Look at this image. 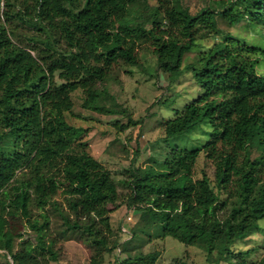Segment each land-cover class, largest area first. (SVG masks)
<instances>
[{"label":"trees","instance_id":"1","mask_svg":"<svg viewBox=\"0 0 264 264\" xmlns=\"http://www.w3.org/2000/svg\"><path fill=\"white\" fill-rule=\"evenodd\" d=\"M148 7L149 0H0V236L15 264L59 260L49 237V208L65 232L92 248L90 264H105L106 255L124 244L112 238L110 221L120 200L118 183L89 151L82 138L86 129L69 123L66 113L73 111V93L82 90L83 108L128 118L113 122L118 133L142 122L106 84L115 66L139 65L137 40L117 25ZM158 10L163 19L141 31L157 69L170 82L189 69L203 88L163 121V141L205 122L210 138L201 147L171 148L167 172L134 169L125 181L131 189L127 204L147 214L161 236L177 235L201 248L209 264H250L251 249L234 245L264 219V74L257 72L264 47L224 32L218 17L230 25L264 26V0H213L195 13L183 0H159ZM19 20L30 21L41 38L20 42L13 28ZM220 35L184 66L199 41ZM107 99L113 106L103 103ZM202 153L215 166L214 178L194 177ZM60 191L65 205L55 197ZM8 208L35 234L16 249L3 230ZM173 216L182 221L183 232L170 227ZM158 258L157 251L139 252L111 264H156ZM257 264H264V255Z\"/></svg>","mask_w":264,"mask_h":264},{"label":"rangeland","instance_id":"2","mask_svg":"<svg viewBox=\"0 0 264 264\" xmlns=\"http://www.w3.org/2000/svg\"><path fill=\"white\" fill-rule=\"evenodd\" d=\"M183 1L195 13L211 4L213 0ZM158 4L159 0H149V7L142 15H132L119 20L117 28L128 37L135 38L139 44V65L115 66L111 79L106 84L117 102L128 110V114L134 119H142V122L118 133L113 122L117 119L127 122L128 118L120 114L104 115L83 108L85 96L82 90L73 93V111L66 113L69 123L86 129L82 138L88 142L89 151L112 171L118 183L120 200L118 207L110 214V221L112 238L124 244L106 255L105 264L139 252L155 251L159 252L156 264H209L201 248L187 245L177 235L161 236L159 226L150 224L147 214L127 204L131 189L125 181L134 169L137 168L142 173L167 172L168 167L164 160L171 148L201 147L210 138L211 125L205 122L183 135L171 138L167 142L163 141V121L175 117L177 111L202 93L203 88L189 69L175 82H170L168 74L157 69L156 55L153 48L142 38L141 31L163 19ZM218 22L224 32H231L250 44L264 47V26L252 28L246 21L230 25L221 17H218ZM13 28L16 38L24 45L31 44L34 38H41V31L28 20L17 21ZM220 39L221 35L199 41V45L185 55L184 66L192 64L203 50ZM257 72L264 74V61L257 66ZM103 103L107 106L114 104L110 99ZM192 172L195 178L202 177L203 173L214 178L215 166L202 153ZM55 197L65 205L61 191ZM48 211L51 216L49 237L60 251V257L57 261L42 260V264H90L92 248L77 234L65 232L60 217L50 208ZM38 212L36 208L33 209L34 214ZM2 213L0 208V215ZM4 218L6 219L4 233L13 238L15 249L19 248L21 240L34 238L35 234L28 229L19 212L8 208L4 212ZM169 225L176 234L184 231L183 223L177 216L172 217ZM128 230L134 232L133 237L127 232L124 233ZM2 245L0 236V264H15L11 252ZM234 248L251 249L250 264H257L264 255V219L260 220L258 227L248 236L238 241Z\"/></svg>","mask_w":264,"mask_h":264}]
</instances>
